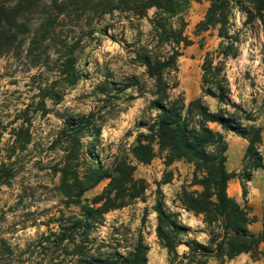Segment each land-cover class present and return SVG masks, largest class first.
<instances>
[{"label": "trees", "instance_id": "1", "mask_svg": "<svg viewBox=\"0 0 264 264\" xmlns=\"http://www.w3.org/2000/svg\"><path fill=\"white\" fill-rule=\"evenodd\" d=\"M192 0H0V56L21 53L28 42L27 55L37 66L40 49L45 47V33L51 36L60 22L71 20L76 25H96L105 15L116 16L129 22L148 18L147 38L133 51V62L145 68V77L132 76L120 85L108 73L94 87L99 96L96 107L88 113L57 105L65 95V88L75 86L82 72L76 67L75 45L66 48L60 75L53 83L40 87L38 101L22 111L23 123L12 129L13 142L0 160V185H10L17 171L11 161L12 152L24 150L32 142V132L26 122L37 113L56 112L62 120L50 151L61 155L49 163L50 175L57 177L54 191L66 208L76 206L77 212L59 211L51 218L57 228L48 224L35 242L17 250L8 238L0 235V264H25L37 248L45 252L48 264H147L149 245L141 232L127 253L119 246L99 240L94 232L104 224L106 215L142 199L147 182L136 177L137 164H149L162 155L170 166L185 160L194 166L193 184L202 189L183 188L180 196L183 208L202 216L209 234L207 242L197 238L184 239L191 227L179 212L171 210L159 197L154 206L157 213V237L168 251L171 264H210L224 262L242 253H250L255 260L264 261V226L255 233L250 226L257 221L247 200L243 204L228 192V182L239 176L243 195H248V181L253 171L264 168L262 127L255 116L233 100L231 86L225 73V63L237 57L244 31L235 28L236 15L241 14L243 27L261 25L264 30V0H206L209 2L205 17L198 23V32L211 27L218 29L219 46L209 51L204 59L203 93L186 102L175 94L179 87V60L183 49L193 43L186 34V13ZM201 1V0H197ZM155 9L152 16L149 10ZM67 24V23H66ZM98 24V23H97ZM110 25L114 24H107ZM107 32V28L99 29ZM97 31L96 27L89 34ZM66 46V45H65ZM32 60V59H31ZM65 86L64 89H59ZM133 88L139 96L150 94L143 112L140 130L130 147L119 145L102 158V130L105 123L122 109L124 100L135 98L126 90ZM210 95L219 106L212 110L205 100ZM53 102L49 107L47 101ZM215 122L225 131H232L249 140L243 169L237 173L227 168L228 142L223 132L211 126ZM1 152V150H0ZM1 155V154H0ZM108 180L103 190L91 200L85 193ZM170 178L164 182H169ZM187 245L188 251L179 253L178 247Z\"/></svg>", "mask_w": 264, "mask_h": 264}, {"label": "rangeland", "instance_id": "2", "mask_svg": "<svg viewBox=\"0 0 264 264\" xmlns=\"http://www.w3.org/2000/svg\"><path fill=\"white\" fill-rule=\"evenodd\" d=\"M208 6L206 0H192L185 17L186 34L193 43L183 49L180 57V85L175 94L181 93L187 103L203 93L202 65L205 56L209 51H215L221 40L215 27L198 32L197 25L205 17ZM154 11V8L150 9L149 16ZM99 21L96 25H76L71 20L67 24H56L57 31L52 36L45 33V47L40 49L42 56L37 66L32 64L33 58L27 55L28 42L24 44L23 52L0 56V160L8 153L7 148L13 142L12 129L23 123L22 111L28 104L39 100L37 93L40 87H46L58 79L67 45L76 47V67L82 72V77L75 86L65 88V95L57 105L61 113L65 108L82 113L93 110L99 99L93 93L94 87L108 73L120 85L134 75L145 77V68L135 64L132 57L140 41L147 38L150 30L148 18L129 22L127 19L120 20L117 12L116 16L108 14ZM242 21L241 14H237L235 28H242L244 34L238 56L226 60L224 71L233 100L257 118L264 115V30L261 25L252 29L243 27ZM107 24L114 25L109 27ZM92 27H96L97 31L89 34ZM104 27L107 32L99 30ZM58 87L63 90L65 86ZM126 92L136 97L124 100L121 111L105 123L101 135L103 159L119 145L130 147L138 132L145 130L140 129L138 124L149 104L150 94L139 96L133 88H128ZM205 100L212 110L218 109L216 98L207 95ZM47 104L52 107L53 102L48 100ZM25 124L30 126L32 142L22 151L12 152L11 149V161L17 174L10 185H0V235L8 238L17 250L25 249L42 232H47L48 224L56 229L57 223L50 221L60 214L59 211H78L76 206L66 208L60 202L53 190L57 177H52L48 168L50 161L61 155L60 152L50 151L48 147L62 126V120L56 112L47 115L37 113ZM211 126L216 130L220 127L218 124ZM136 177L146 180L148 184L144 198L127 207L110 211L94 236L114 247L119 246L122 253H127L141 232L149 245L147 264H171L168 251L161 245L156 233L158 220L154 206L161 197L191 227L188 236H183L184 239L208 241L209 234L202 216L185 210L180 200L183 188L202 189L193 184L192 163L178 160L167 166L164 157L159 155L149 164L138 163ZM168 178L170 181L164 182ZM107 183L108 180L102 181L87 191L85 197L91 200ZM261 224L258 220L250 229L259 233ZM35 251L32 255H29L30 252L25 254L28 258L25 264H48V254L45 252L43 263V249L37 248ZM178 251L180 254L187 252V245H180ZM210 264H264V261L255 260L250 253H242L224 262L212 260Z\"/></svg>", "mask_w": 264, "mask_h": 264}, {"label": "crops", "instance_id": "3", "mask_svg": "<svg viewBox=\"0 0 264 264\" xmlns=\"http://www.w3.org/2000/svg\"><path fill=\"white\" fill-rule=\"evenodd\" d=\"M256 122L262 127L263 144L261 145V152L264 156V115L256 118ZM212 124H217L212 122ZM219 130L224 133L228 142L227 150V168L229 171L239 173L243 169L244 159L249 140L232 131H225L222 127ZM248 195L245 199L243 195L242 182L239 176L233 177L228 182L229 194L236 198L237 201L245 203L252 209V214L257 217L262 224L259 231L264 226V168H259L253 171L251 180L248 181Z\"/></svg>", "mask_w": 264, "mask_h": 264}]
</instances>
